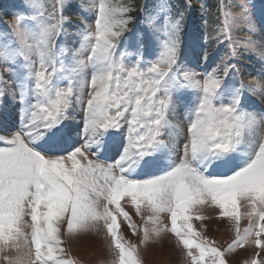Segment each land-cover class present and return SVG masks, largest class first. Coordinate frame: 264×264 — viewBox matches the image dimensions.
Masks as SVG:
<instances>
[{"label": "snow or ice", "instance_id": "obj_1", "mask_svg": "<svg viewBox=\"0 0 264 264\" xmlns=\"http://www.w3.org/2000/svg\"><path fill=\"white\" fill-rule=\"evenodd\" d=\"M72 7L71 0H52L46 12L37 0H25L6 22L15 39L0 44V85L11 89L5 73L13 77L20 120L0 134V264H80L62 247L65 225L69 238L103 232L114 255L110 264H143L122 223L139 233L140 245L170 233L189 264H229L226 254L248 247L259 251L243 264H264V110L243 107L244 89L264 95V82L228 85L239 71L231 62L237 46L256 51L250 35L232 40L234 30H255L249 0H218L215 34L194 33L187 47L182 33L192 0L157 5L147 23L163 40L152 60L144 59V32L134 44L125 36L135 20L131 0H93L94 28L85 23L80 31L87 56L73 53L66 66L56 38L72 26L64 15ZM225 41L230 55L217 62L207 46L214 42L218 51ZM200 61L214 66L197 71ZM185 91L194 100L185 104L187 140L178 152L164 136L181 131L169 116L174 96ZM7 94L0 87V104ZM76 107L83 117L73 128ZM164 151L170 162L162 168ZM122 201L140 217L139 226ZM206 208L229 223L233 238L223 250L193 226L213 218Z\"/></svg>", "mask_w": 264, "mask_h": 264}, {"label": "rangeland", "instance_id": "obj_2", "mask_svg": "<svg viewBox=\"0 0 264 264\" xmlns=\"http://www.w3.org/2000/svg\"><path fill=\"white\" fill-rule=\"evenodd\" d=\"M38 4L47 11H50V5L52 0H37ZM125 3L129 0H124ZM197 6L201 11V5H203L202 19L205 16V20H196V27L190 22L191 12H187L185 15L184 29L182 33L185 47L189 43L190 37L195 33L203 36L204 33L210 35L215 34L214 28L220 24L218 16H214L212 11L208 12L206 7L208 6V0H195ZM224 2V0H223ZM238 0H225V4L234 5ZM25 0H0V44L12 43L15 39L10 33L8 23L13 19L12 14L14 12L23 9ZM73 7L71 9H65L64 15L67 16L72 22V26H66V32L58 36L57 39V51L64 48L65 54L61 57L66 66H70L73 62V53L77 54V58H86L87 51L81 50L82 35L80 34L84 24H90L94 28L95 20V9L92 7L93 0H71ZM135 10L145 7L144 12L140 10L137 15H133L135 20L134 23L129 24V28L132 30L130 33H125V36L129 37V41L134 44L135 35L138 32H144L146 36V47L144 49V59L152 60L159 54V44L163 40L161 33L160 40L157 41L151 34V28L147 23V16L153 12L157 5L160 4H172L171 0H139L134 2L131 0ZM250 15L255 30L252 33H247L244 28L240 30H234L232 33V40L243 42L249 35L251 39L256 42V51L245 54L243 47L237 46V56L231 61L235 64L236 69L239 71H233L228 78V85L230 87H239L240 83L243 82L248 85L253 80H261L264 82V58H261L259 53L264 52V31L261 30V23L264 22V0H249ZM206 11V12H205ZM233 13L238 11L235 7L230 9ZM33 14L29 11V15ZM208 26V28H206ZM205 29V32L202 30ZM203 42V41H201ZM13 47H18L16 44H12ZM123 47V46H122ZM207 50L210 53H216L213 56V60L219 61L221 56L230 55L229 42L225 41L224 44L220 45L217 51L216 45L212 42L207 46ZM33 60L36 59L33 55ZM19 64H23V59L19 58ZM214 66L212 61L206 66L203 61H200L199 66L196 68L197 71H202L207 67L209 70ZM4 67L3 63H0V69ZM90 75V70H89ZM5 79L12 84V88H8L7 85H0L4 87L6 93H8L2 104H0V134H5V130H15L19 127L20 120V108L19 101L13 103L11 98V91L16 87L14 79L11 75L5 73ZM244 105L243 107L249 110L255 109L257 112L264 110V95L252 94L248 92L247 88L244 89ZM84 99H87L85 95ZM190 100H194L193 96L185 91L174 96L176 108L174 113H171L169 119L173 123H177L180 126L181 131L176 133L174 136L169 137L165 135L164 139L170 143H174L177 146L178 152H182L183 145L187 140V127L188 121L185 118V104ZM83 111L80 107H76L73 111V118L70 121L73 128L77 124L82 123ZM74 139L77 143L80 142V138L74 135ZM103 160L104 157H101ZM172 160L178 162L176 156L171 157ZM160 166L166 167L170 162V156L167 151L161 152L159 155ZM132 217L133 223L139 226L142 221L139 216L135 214L134 209L129 204L121 202ZM205 215L212 216V219L204 221L194 220L193 226L198 230L202 231V235L206 236L209 240L215 241V247L223 250L231 242L233 233L230 231V226L227 220L216 218V213L211 208H206L204 211ZM201 224L204 228L201 229ZM247 225V221L241 220V228ZM61 228V238L64 241L62 247H64L69 255L75 258L80 264H110L114 259L113 253L108 248V239L103 232L98 234H88L77 238H69L63 234ZM125 240L135 243L138 246V252L140 254L143 264H189V261L184 257L181 248L176 246L175 238L170 233H165L161 237L158 243L149 242L147 245H140L139 233L133 235L131 230L126 224H121L120 229ZM259 251L257 249L248 247L245 249L237 248L235 252L226 254L229 264H243V262L256 254ZM260 260L264 261V251H260Z\"/></svg>", "mask_w": 264, "mask_h": 264}, {"label": "trees", "instance_id": "obj_3", "mask_svg": "<svg viewBox=\"0 0 264 264\" xmlns=\"http://www.w3.org/2000/svg\"><path fill=\"white\" fill-rule=\"evenodd\" d=\"M139 0H134V2H138ZM209 4L208 6L206 7V10H208V12L212 11V14L214 16H218V11H217V3H218V0H208ZM171 3L172 5H175L177 3V0H171ZM192 3L194 5L193 9H192V14H190V22L193 23V26L196 27V20H205V16L204 18L202 19V12L199 10V7L197 6V2H195V0H192ZM225 3V0L224 2ZM140 10L137 9L135 11L132 12V14L135 16L137 15V12ZM206 12V11H205ZM187 13V12H186ZM133 16V17H134ZM206 28H208V26H206ZM204 32H205V29H202Z\"/></svg>", "mask_w": 264, "mask_h": 264}]
</instances>
